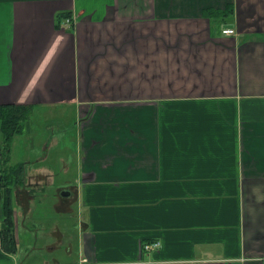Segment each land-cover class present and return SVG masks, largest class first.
<instances>
[{
  "label": "crops",
  "instance_id": "0c3cea01",
  "mask_svg": "<svg viewBox=\"0 0 264 264\" xmlns=\"http://www.w3.org/2000/svg\"><path fill=\"white\" fill-rule=\"evenodd\" d=\"M228 6L226 25L204 15ZM7 104L74 111L81 181L60 196L82 213L75 258L30 247L61 166L49 152L69 161L55 130L40 142L28 126L42 154L13 164L14 138L16 250L0 205V264H264V0H0Z\"/></svg>",
  "mask_w": 264,
  "mask_h": 264
},
{
  "label": "rangeland",
  "instance_id": "374dc122",
  "mask_svg": "<svg viewBox=\"0 0 264 264\" xmlns=\"http://www.w3.org/2000/svg\"><path fill=\"white\" fill-rule=\"evenodd\" d=\"M73 116V110L63 109L58 106L52 109L35 108L29 119L27 127H30L31 132L39 135L40 142L50 136L51 130L56 131L55 135L61 139L63 151L68 153L64 159H67L69 164L68 168H65L62 166L64 160H62L63 162H58V158H54L52 155L53 151L49 152L53 160L61 166H55V182H53L52 186L46 188L45 194L42 192L38 194L34 205L31 207L32 213L29 215V223L24 224V226H36L38 230L36 232L37 239L34 240V243L30 246L31 248H34L35 245L38 248H45L49 241H61L63 245L55 249L53 255H60L67 247L72 251L70 259L75 258L77 253L78 229L82 213L81 204L76 198L71 196L67 198L61 197L60 193L65 191L66 187L80 186L81 181V177L77 176V170L79 169L76 161L78 152H76L74 141L75 135L79 130L78 126L76 129ZM27 141L24 136H19L15 139L12 147L13 164L24 162L27 158H36L42 154L39 152V148L36 149L37 145L34 146V150L36 149L34 154ZM60 202H62V207H69V210L58 209L57 206L61 204ZM40 237L44 238L40 239ZM22 239H24L23 236ZM24 249L25 246L23 251ZM44 253L47 254V250H44ZM21 254L23 255V252Z\"/></svg>",
  "mask_w": 264,
  "mask_h": 264
},
{
  "label": "trees",
  "instance_id": "16d2710c",
  "mask_svg": "<svg viewBox=\"0 0 264 264\" xmlns=\"http://www.w3.org/2000/svg\"><path fill=\"white\" fill-rule=\"evenodd\" d=\"M233 10L227 7L223 12L212 11L204 15L211 19L212 25L219 22V25H226L231 18ZM71 18L70 13H60L56 16V28H61L66 19ZM72 26V25H71ZM68 30L73 31V26ZM34 112L32 106L7 104L0 106V205L2 206V244L4 250L12 253L16 250L14 236V211H13V189L23 182L21 166H5L8 164L12 143L15 137L23 134ZM4 162V163H3Z\"/></svg>",
  "mask_w": 264,
  "mask_h": 264
},
{
  "label": "built area",
  "instance_id": "2783aa9c",
  "mask_svg": "<svg viewBox=\"0 0 264 264\" xmlns=\"http://www.w3.org/2000/svg\"><path fill=\"white\" fill-rule=\"evenodd\" d=\"M66 24L68 26L72 25L73 23L70 21V19H67L66 20ZM235 30H232V29H227V30H224V34L226 35H233L235 34ZM160 246V243L156 242L154 244H149V245H146L144 246L145 250L146 251H151V250H154L155 248L159 247Z\"/></svg>",
  "mask_w": 264,
  "mask_h": 264
},
{
  "label": "water",
  "instance_id": "95a60500",
  "mask_svg": "<svg viewBox=\"0 0 264 264\" xmlns=\"http://www.w3.org/2000/svg\"><path fill=\"white\" fill-rule=\"evenodd\" d=\"M63 195L68 196V195H70V193L69 192H63Z\"/></svg>",
  "mask_w": 264,
  "mask_h": 264
},
{
  "label": "flooded vegetation",
  "instance_id": "af4514ba",
  "mask_svg": "<svg viewBox=\"0 0 264 264\" xmlns=\"http://www.w3.org/2000/svg\"><path fill=\"white\" fill-rule=\"evenodd\" d=\"M29 203H30V202H29ZM29 203H28V199H27V204H29Z\"/></svg>",
  "mask_w": 264,
  "mask_h": 264
}]
</instances>
